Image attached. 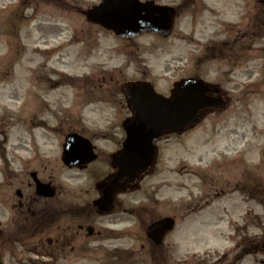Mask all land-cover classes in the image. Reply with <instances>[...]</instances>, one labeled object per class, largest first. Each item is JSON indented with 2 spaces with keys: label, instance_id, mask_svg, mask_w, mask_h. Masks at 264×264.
I'll use <instances>...</instances> for the list:
<instances>
[{
  "label": "rangeland",
  "instance_id": "obj_1",
  "mask_svg": "<svg viewBox=\"0 0 264 264\" xmlns=\"http://www.w3.org/2000/svg\"><path fill=\"white\" fill-rule=\"evenodd\" d=\"M99 1L0 0V228L7 230L0 251L5 246L6 264H45L36 255L49 250L56 264H261L263 252L234 260L242 243L264 240V204L249 195L255 188L264 198L261 0H161L179 7L173 33L134 39L86 20L85 8ZM188 77L220 89L228 108L165 137L140 188L121 194L117 212L99 218L96 185L113 172L105 153L121 148L122 124L132 115L125 89L149 82L170 92ZM73 133L102 151L84 171L61 159L64 139ZM33 172L58 194L37 196ZM19 190L24 213L16 205ZM70 199L71 206L88 205L84 211L94 216L84 221L101 234L64 247L63 239L54 241L64 237ZM247 214L254 224L242 230L238 224ZM166 217L177 227L157 248L146 231ZM236 243L240 247L224 256ZM153 253L161 257L153 260Z\"/></svg>",
  "mask_w": 264,
  "mask_h": 264
},
{
  "label": "water",
  "instance_id": "obj_2",
  "mask_svg": "<svg viewBox=\"0 0 264 264\" xmlns=\"http://www.w3.org/2000/svg\"><path fill=\"white\" fill-rule=\"evenodd\" d=\"M174 19V9L143 5L138 0H104L100 7L90 12L88 18L121 37H134L145 32L167 36L173 29ZM177 88L178 91L172 92L170 100L157 95L148 85H132L126 90L135 118L125 125L127 139L124 150L114 161V166L119 171L103 192L102 211L113 210L115 193L125 189L121 186L122 180L127 179L126 185L137 183L153 165L155 141L170 131H183L189 125L196 124L200 111L218 106V102L207 98L209 87L200 80H185ZM176 93L179 94L178 97ZM204 114L205 112H201L200 116ZM95 158L88 141L76 136L67 139L64 153L66 165H86ZM54 193V190L49 191L48 186L38 183L39 195L52 197ZM174 226L175 221L166 218L151 225L147 236L160 245Z\"/></svg>",
  "mask_w": 264,
  "mask_h": 264
},
{
  "label": "flooded vegetation",
  "instance_id": "obj_3",
  "mask_svg": "<svg viewBox=\"0 0 264 264\" xmlns=\"http://www.w3.org/2000/svg\"><path fill=\"white\" fill-rule=\"evenodd\" d=\"M98 154H99V151L97 150ZM100 156V154H99ZM34 185V184H33ZM21 190L18 191V196H19V203L16 204L19 208V211L24 213L22 211V209H24L25 207V194L22 193V191L20 192ZM15 205V206H16ZM16 208V207H15ZM87 206H79V205H74V206H71V204H67V206L63 209V215L62 217L64 219L63 222H66V224L63 223V225L61 226L60 223L58 224V229L59 227H63L65 226V228H63V235L64 237L62 238L60 235L59 237H57L55 239V243L57 241V243H60V240L63 239V242L65 241L64 243V247L65 246H70L71 245V242L73 240V238H85L87 239L88 237H94L96 236V232L97 234H101L100 232H98L94 226H93V222L91 221H84L86 215H88L89 218H92V216H94L91 212H89L87 214V212H85L87 210ZM85 210V211H84ZM99 218L101 217H104L105 215L102 216L101 213L98 214ZM60 219V217L58 218ZM67 220L69 221V223L67 222ZM58 222V220H57ZM56 222V223H57ZM76 223H80V224H76ZM50 225H52L51 223L48 224V228H50ZM74 225H77V226H74ZM74 226V227H73ZM6 231L7 230H3V229H0V235L3 237L5 236L6 234ZM60 233V232H58ZM58 233L56 235H58ZM87 235V237H86ZM14 242H16V244H18V246L20 247L21 243H20V239L19 240H15ZM53 241H51L49 244L50 246H52V244L54 243ZM62 242V243H63ZM3 251L1 250V254L4 255V250H5V246H3ZM38 247L34 246L33 249L31 250V253L32 254H35L37 253V250L36 249ZM35 250V252H34ZM18 252L21 256L22 255V252L20 249H18ZM39 256H41L42 258H45L47 261H49V264H54L55 263V253L52 252L51 250L49 251H46V252H39ZM67 255H63V257L65 258ZM32 261V260H30Z\"/></svg>",
  "mask_w": 264,
  "mask_h": 264
},
{
  "label": "trees",
  "instance_id": "obj_4",
  "mask_svg": "<svg viewBox=\"0 0 264 264\" xmlns=\"http://www.w3.org/2000/svg\"><path fill=\"white\" fill-rule=\"evenodd\" d=\"M249 190H250L249 195L253 199H255L256 201H258L261 204H264V198H260L261 196L257 195L255 188H250ZM252 224H254V223H249V216H248V217H246L245 223L241 229L245 230L247 226L252 225ZM258 227H260V225ZM250 242L248 243V246L243 245V243H242V248H241L239 255H237L236 257H235V255L237 253H235V255H234L235 263L239 262L241 259L243 260L247 255H251V254L253 255L255 253H262V252L264 253V240H257V241L252 240ZM238 247H240V243H238L234 252L238 249Z\"/></svg>",
  "mask_w": 264,
  "mask_h": 264
}]
</instances>
